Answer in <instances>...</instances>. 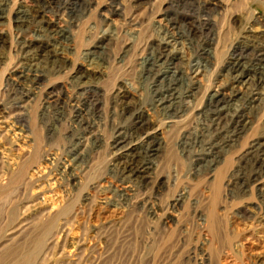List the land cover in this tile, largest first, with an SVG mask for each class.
<instances>
[{"label":"rangeland","instance_id":"rangeland-1","mask_svg":"<svg viewBox=\"0 0 264 264\" xmlns=\"http://www.w3.org/2000/svg\"><path fill=\"white\" fill-rule=\"evenodd\" d=\"M259 1L0 0V264H264V180L240 181L264 77L228 66L264 68ZM217 91L238 94L224 123L237 108L248 124L213 168ZM151 132L156 155L133 149Z\"/></svg>","mask_w":264,"mask_h":264},{"label":"bare ground","instance_id":"bare-ground-1","mask_svg":"<svg viewBox=\"0 0 264 264\" xmlns=\"http://www.w3.org/2000/svg\"><path fill=\"white\" fill-rule=\"evenodd\" d=\"M249 1L250 0H235V2H237L243 6L248 4ZM253 1L256 4H259V2H260L259 0H253ZM3 6L4 5L2 3H0V25L2 24V21L5 19L3 9H2ZM258 20H260V22L264 25V17L263 16L259 17ZM169 40L170 39H166V40H164V42L161 43L160 48L163 52H165L166 50H168L170 48V41ZM34 45H35V43L32 42L31 40H30V42L26 41V43H25L26 47H30V46H34ZM253 48H254V51L260 52V53H262V55H264V43L253 42ZM204 55H206L207 57L210 58V57H212V52L206 51V52H204ZM242 61H243L242 57H237V56L235 57L233 54L232 58L229 61L228 66L231 70H235L237 73H239V76H241V77L247 73H250V72L253 73L255 76L259 77V79L264 77V68H261V67L255 66V65L247 66ZM168 75L176 78V73L172 72L170 68H167V70L165 71L164 78H168L167 77ZM166 93H168L167 96H166ZM173 93H174V91L161 92V95L158 96L159 98L157 99V103H158L159 107H161L163 109H170L174 104V100H177L175 97V94H173ZM226 96H227L226 94L221 93L219 91L214 92L212 95H210L209 103L207 105V109L205 112L206 115L208 114V119L209 118L211 119L212 127L216 133L212 134L211 137H209V139H208L209 141L207 142V145H206L203 160L207 161L209 163V165H211L213 168L215 167L216 161L218 159V157H217L219 154L218 150H222L224 145H226V143H228L233 137L239 136L240 133H242L243 130L246 129V125L248 124L246 121V116L242 115V113L239 114V112L237 111V108H234V110L232 112L233 114L231 116V119H228V121L224 123V120H223L224 115L227 113V116H228L230 111L232 110L233 106L229 105V104L228 105H223V104H224V102L232 101L231 99L233 97L237 98L238 94H236L235 92L232 93L230 95V99L227 98ZM241 98H242V96H241ZM136 120H137V123H140L141 127L144 126V120H142L141 115H138ZM146 129H147V127H146ZM146 138H147L146 141L144 140L142 142V144H139L138 146H136V148L134 147L133 149L139 150L149 143L148 147H146V152L150 153L151 155H156L158 152V149L153 148L150 144V141L154 140L156 138V132L148 133V136ZM126 141H127V136H120L118 138V141L116 142V145L120 146L121 144H124ZM254 143H253L251 149L248 151V153L246 152L247 156H246L245 161H246V165L248 166L249 170L246 171V173L242 175V178L240 180L241 186L244 187V189L245 188L246 189H249V188L252 189L253 187H258L259 185L262 184V181L264 180V139L257 140ZM207 157H210L213 160H209V159H207ZM151 169H152L151 163L147 162L145 164H142L135 172L138 175V177L147 178L146 175H147V173H149L148 171H150ZM246 189H245V191H246ZM51 232L52 231H50V233ZM54 242H55V239H54V233H53V235H51L48 238L47 246L54 244ZM0 252H1V248H0Z\"/></svg>","mask_w":264,"mask_h":264}]
</instances>
